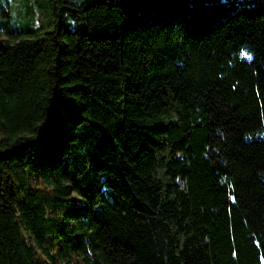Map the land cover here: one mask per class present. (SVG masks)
Segmentation results:
<instances>
[{"label":"trees","instance_id":"16d2710c","mask_svg":"<svg viewBox=\"0 0 264 264\" xmlns=\"http://www.w3.org/2000/svg\"><path fill=\"white\" fill-rule=\"evenodd\" d=\"M0 0V264H264V0Z\"/></svg>","mask_w":264,"mask_h":264},{"label":"rangeland","instance_id":"374dc122","mask_svg":"<svg viewBox=\"0 0 264 264\" xmlns=\"http://www.w3.org/2000/svg\"><path fill=\"white\" fill-rule=\"evenodd\" d=\"M9 8L11 9L13 15H18L19 11L22 10V0H10Z\"/></svg>","mask_w":264,"mask_h":264}]
</instances>
